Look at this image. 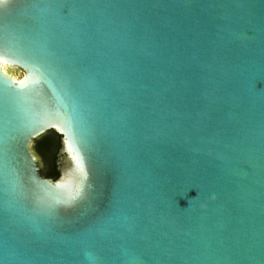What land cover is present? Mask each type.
Wrapping results in <instances>:
<instances>
[{"label":"water","instance_id":"water-1","mask_svg":"<svg viewBox=\"0 0 264 264\" xmlns=\"http://www.w3.org/2000/svg\"><path fill=\"white\" fill-rule=\"evenodd\" d=\"M0 62V264H264V0H0Z\"/></svg>","mask_w":264,"mask_h":264},{"label":"trees","instance_id":"trees-1","mask_svg":"<svg viewBox=\"0 0 264 264\" xmlns=\"http://www.w3.org/2000/svg\"><path fill=\"white\" fill-rule=\"evenodd\" d=\"M59 147L60 135L54 131H49L34 141L33 149L39 159L41 174L47 178L57 179L59 176V171L56 165V157ZM42 159L49 165L47 170H44L41 167Z\"/></svg>","mask_w":264,"mask_h":264},{"label":"rangeland","instance_id":"rangeland-1","mask_svg":"<svg viewBox=\"0 0 264 264\" xmlns=\"http://www.w3.org/2000/svg\"><path fill=\"white\" fill-rule=\"evenodd\" d=\"M9 73L10 74H13L15 77H20L22 76V72L21 71H18V70H12L9 68ZM41 167L44 169V170H47L49 168V165L47 162H45L43 159L41 161Z\"/></svg>","mask_w":264,"mask_h":264},{"label":"bare ground","instance_id":"bare-ground-1","mask_svg":"<svg viewBox=\"0 0 264 264\" xmlns=\"http://www.w3.org/2000/svg\"><path fill=\"white\" fill-rule=\"evenodd\" d=\"M0 67H1V69L5 72V73H8V74H10L9 73V67L7 66V65H5V64H3L2 62H0ZM10 75H12L15 79L17 78V77H15L13 74H10Z\"/></svg>","mask_w":264,"mask_h":264}]
</instances>
